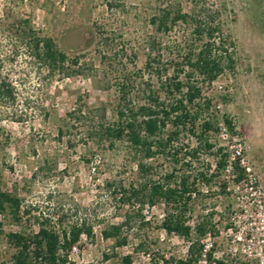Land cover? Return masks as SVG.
<instances>
[{
  "label": "rangeland",
  "instance_id": "374dc122",
  "mask_svg": "<svg viewBox=\"0 0 264 264\" xmlns=\"http://www.w3.org/2000/svg\"><path fill=\"white\" fill-rule=\"evenodd\" d=\"M163 11L213 18L233 60L232 69L201 86L210 100L207 113L217 123V132L206 135L212 149L187 132L173 144L188 165L183 171L196 175L208 165L212 176L208 190L198 184L190 224L210 223L201 243L223 264H264V224L248 189L233 181L240 159L255 175L264 173V0H0V74L16 89L15 102L0 108V189L30 211L18 222L9 211L0 212V264H12L6 234L33 233L43 219L56 230L81 222L91 227L92 237L81 236L68 252L69 264H124L126 256L131 264H149V255L136 250L141 242L151 254L186 257L189 243L161 228L162 205L144 206V223L135 219L123 247L101 235L128 211L111 194L113 186L136 179L127 143L98 138L99 125L116 121L118 83L133 81L128 100L139 107L148 93L165 101V77L177 73L184 85L201 81L186 63L201 42L180 23L160 27ZM19 20L76 64L51 74L30 60L10 27ZM75 109L84 115L78 123L66 117ZM158 161L159 172L167 164Z\"/></svg>",
  "mask_w": 264,
  "mask_h": 264
},
{
  "label": "trees",
  "instance_id": "16d2710c",
  "mask_svg": "<svg viewBox=\"0 0 264 264\" xmlns=\"http://www.w3.org/2000/svg\"><path fill=\"white\" fill-rule=\"evenodd\" d=\"M198 18L195 19L193 15L181 11H163L158 23L164 28L180 23L186 28H191L194 40L201 42L186 59L191 71L201 77L200 83L184 85L175 73L165 77L161 83L165 101H159V97L148 93L147 103L133 107L128 100V88L133 81L124 77L117 86L119 103L115 113L116 121L99 125L98 138L110 142L125 141L130 157L136 164V179L119 183L112 188L111 194L121 206L127 207L128 211L124 213L120 224L111 225L102 231L103 239H113L118 248L125 246L135 219H140V224L144 223L145 219L140 215L144 206L162 205L165 211L161 223L162 230L167 235L177 236L189 243L184 259L166 258L158 250L151 254L145 242L139 243L136 250L149 255V264H202V261L205 264H223L214 259L212 249L204 251V245L201 243V240L210 234V223L196 221L195 224H190L194 202L201 194L198 184L206 190L209 188L212 176L208 173V165L205 171L196 175L183 171V165H188L184 163V159L181 161L179 151L173 147L180 134L187 132L191 137L200 140L205 150L212 149L206 135L213 130L217 132V123L207 113L210 100L203 95L201 86L213 83L226 69H232L233 64L228 49L230 43L222 36L219 25L211 17L206 20ZM10 27L14 28V34L25 48L28 58L45 68L48 73H62L66 66L76 64V61H71L58 50L51 39L35 32L27 21L19 20ZM146 65L151 67L152 61L149 59ZM156 72L159 76L158 69ZM192 75L193 73L187 74L188 81ZM15 100L14 83L7 76L0 74V108L6 109ZM82 116L84 115L79 109L66 114L68 121L77 123L81 121ZM10 117L15 118L13 114ZM17 119L21 120V117ZM222 123L230 133L235 134L230 119L223 116ZM226 157L224 155L222 158ZM158 159L167 164L165 169L159 172L154 166L159 162ZM218 166L224 168V165ZM243 173L244 170L239 167L237 160L233 170V181L236 184L243 180ZM21 209V200L18 197L0 189V212L9 211L12 220L18 222L21 214H30L29 209ZM81 236L92 237L91 227L84 222L67 228L58 227L56 230L47 219H43L38 222L35 232L7 233L6 239L14 250L10 257L12 264H69L68 252ZM122 260L124 264H131L130 256Z\"/></svg>",
  "mask_w": 264,
  "mask_h": 264
},
{
  "label": "built area",
  "instance_id": "2783aa9c",
  "mask_svg": "<svg viewBox=\"0 0 264 264\" xmlns=\"http://www.w3.org/2000/svg\"><path fill=\"white\" fill-rule=\"evenodd\" d=\"M238 162L239 167L244 170V178L240 184L244 185L250 192V196L253 197L251 205L256 211V216L264 224V173L262 176L255 175L244 159H240ZM262 229L264 230V228Z\"/></svg>",
  "mask_w": 264,
  "mask_h": 264
}]
</instances>
